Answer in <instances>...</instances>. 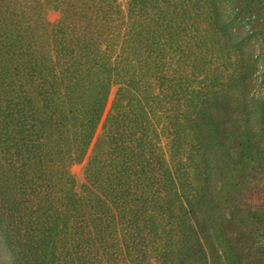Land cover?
<instances>
[{"label": "trees", "instance_id": "1", "mask_svg": "<svg viewBox=\"0 0 264 264\" xmlns=\"http://www.w3.org/2000/svg\"><path fill=\"white\" fill-rule=\"evenodd\" d=\"M0 264H264V0H0Z\"/></svg>", "mask_w": 264, "mask_h": 264}, {"label": "rangeland", "instance_id": "2", "mask_svg": "<svg viewBox=\"0 0 264 264\" xmlns=\"http://www.w3.org/2000/svg\"><path fill=\"white\" fill-rule=\"evenodd\" d=\"M52 18H53V17H52ZM107 108H108V105H107V107H106V110H107ZM106 110H105V112H106ZM105 112H104V114H105ZM99 130H100V126L98 127L97 132H99ZM80 168H81V165H80V164L74 165V166H73V171H74V172H79V171H80Z\"/></svg>", "mask_w": 264, "mask_h": 264}]
</instances>
